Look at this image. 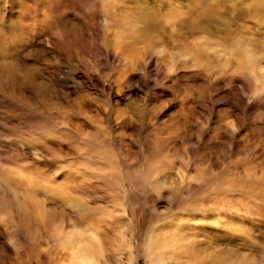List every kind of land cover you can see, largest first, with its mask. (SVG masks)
<instances>
[{
	"label": "rangeland",
	"instance_id": "374dc122",
	"mask_svg": "<svg viewBox=\"0 0 264 264\" xmlns=\"http://www.w3.org/2000/svg\"><path fill=\"white\" fill-rule=\"evenodd\" d=\"M0 153V264H264V0H0Z\"/></svg>",
	"mask_w": 264,
	"mask_h": 264
},
{
	"label": "snow or ice",
	"instance_id": "6c2138e0",
	"mask_svg": "<svg viewBox=\"0 0 264 264\" xmlns=\"http://www.w3.org/2000/svg\"><path fill=\"white\" fill-rule=\"evenodd\" d=\"M146 3L150 6H155L158 3H162V0H146ZM62 62L63 61H61V63ZM173 78H175V77H173ZM141 87H143V84H141ZM165 87H166V85H165ZM156 91L159 92L161 90L157 89ZM113 95L115 98V94H113ZM125 95H126V93H125ZM165 95H170V94L165 93ZM15 110L18 111L24 119H23V121L13 120V121H10L11 123H20L22 127H27L30 122H32L36 119L35 114L29 113L24 108H16ZM116 131H118V129H113V134H115ZM233 131L242 134V130L239 128V126L235 127L233 129ZM2 157H3V153H0V163H9V161H4L2 159ZM12 163H15V162L13 161ZM55 163H56V161L44 162L41 157H37L36 161H32V160L28 161V164L31 165L32 168H48L49 171H51V169L55 166ZM25 170L28 171V170H31V168H26ZM61 177H62V173L57 176V179H60ZM37 195L43 196V195H45V191L37 190ZM57 206L58 205L54 201L52 203H50V205H49V207H57ZM3 243H4L3 237H0V244H3Z\"/></svg>",
	"mask_w": 264,
	"mask_h": 264
},
{
	"label": "bare ground",
	"instance_id": "6f19581e",
	"mask_svg": "<svg viewBox=\"0 0 264 264\" xmlns=\"http://www.w3.org/2000/svg\"><path fill=\"white\" fill-rule=\"evenodd\" d=\"M155 264H159V262H158V260H157V259H155Z\"/></svg>",
	"mask_w": 264,
	"mask_h": 264
}]
</instances>
